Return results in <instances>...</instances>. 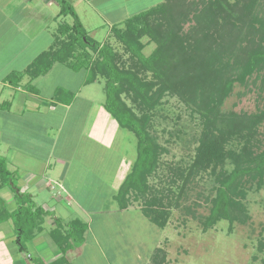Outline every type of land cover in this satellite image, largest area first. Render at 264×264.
<instances>
[{
  "label": "trees",
  "instance_id": "16d2710c",
  "mask_svg": "<svg viewBox=\"0 0 264 264\" xmlns=\"http://www.w3.org/2000/svg\"><path fill=\"white\" fill-rule=\"evenodd\" d=\"M54 1L59 6L57 17L70 16L71 22H59L51 46L22 72H12L4 80L16 85L24 75L33 79L45 74L56 62L76 71L84 70L85 83L103 80V107L119 127L132 132L137 140V157L116 195L120 208L126 207L131 191L139 194L147 191V178L155 171L163 151L150 134L149 110L159 103L165 91L177 93L199 114L202 124L187 175L192 171H208L216 184L209 212L202 221L203 230L221 220L228 222L229 230L234 223L247 221L244 203L247 185L260 188L264 181V147L254 151L250 138L252 129L264 119V108L256 114L239 116L221 113L219 106L235 80L243 82L254 72L264 70V0H208L201 8L184 0H163L126 18L123 28L112 27L128 55L124 61L108 42H98L88 35L69 0ZM187 21L193 24L183 31ZM143 36L148 37L146 42L142 41ZM147 42L156 45L150 54L144 55L142 49ZM229 64L233 70L226 72ZM222 65L227 67L220 69ZM23 86L28 91H37L30 82ZM62 92L58 89L55 98ZM124 96L140 114L128 105ZM233 137L244 142L240 148L228 147ZM227 162L231 168H226ZM4 186L12 190L15 208L9 211L0 199V222L11 219L17 249L26 252V243L43 230L45 216L50 212L19 189L14 172L0 157V189ZM157 200L149 198L141 211L162 229L165 212L158 207L161 201ZM86 230L87 224L77 218L68 222L56 218L49 236L60 255L49 263L31 255L28 259L33 264H71L66 254L83 243ZM263 246L260 241L258 249ZM159 254L157 248L152 264H160Z\"/></svg>",
  "mask_w": 264,
  "mask_h": 264
},
{
  "label": "crops",
  "instance_id": "0c3cea01",
  "mask_svg": "<svg viewBox=\"0 0 264 264\" xmlns=\"http://www.w3.org/2000/svg\"><path fill=\"white\" fill-rule=\"evenodd\" d=\"M53 4L54 0H0V157L14 172L19 189L50 212L43 230L26 243V252H19L16 243V250L13 247L11 219L0 222V264H13L14 250L19 252L18 264H33L29 255L44 263L58 257L49 236L56 218L87 224L83 243L66 254L70 262L87 245L85 235L93 218L104 229L113 217L121 221L130 213L148 220L130 201L124 208L118 206L116 195L137 157V140L105 110L98 88L85 83L84 70L56 62L45 74L33 79L24 75L16 85L4 80L12 72H22L51 46L59 11L56 4V11L48 12ZM27 82L37 91L26 90ZM58 89L63 94L55 98ZM51 185L59 190L56 198L51 197L56 202L52 204L43 191H51ZM5 188L0 189V199L11 211L14 194H1Z\"/></svg>",
  "mask_w": 264,
  "mask_h": 264
},
{
  "label": "rangeland",
  "instance_id": "374dc122",
  "mask_svg": "<svg viewBox=\"0 0 264 264\" xmlns=\"http://www.w3.org/2000/svg\"><path fill=\"white\" fill-rule=\"evenodd\" d=\"M69 1L74 4V9L88 35L98 42H108L123 61L128 55L114 36L112 27L123 28L126 18L163 2V0ZM184 1L201 8L208 0ZM54 2L48 12L56 11L55 5L58 3ZM59 22L70 23L71 17H57V23ZM192 24L193 21L185 22L182 26L183 31H187ZM147 39V36L142 37L143 42ZM155 45L154 42H147L142 53L150 54ZM225 67L227 65H222L220 69ZM232 70L229 64L226 72ZM147 76L150 78V73ZM96 81L100 83L96 84ZM91 84L98 88L95 90L96 94L98 97L100 95V100L104 102L103 80H95ZM123 98L137 114H140L139 109L126 96ZM263 108L264 70L254 72L243 82L235 80L230 92L219 106L221 113L232 112L239 116L256 114ZM148 114L150 134L163 151L160 153L155 171L147 178V191L144 194L131 191L128 201L141 210L149 198L156 197L157 201H161L158 207L165 212L164 228H158L135 213L126 214V219L121 221L113 217L106 229L102 227L103 223L100 220L93 218L91 224L89 223L91 230L85 235L87 245L81 254H75L71 264H152V255L157 248L162 258L160 264H264V246L262 250L258 249L259 242L264 243V181L260 188L247 185L244 200L247 221L234 223L229 230L228 222L221 220L213 227L203 230L202 221L209 212L210 199L216 185L214 176L208 171H192L187 175L202 133L200 116L177 93L169 91L162 94L159 103L149 110ZM252 131L251 148L259 151L264 147V119ZM243 143L242 140L233 137L228 141V147L238 149ZM226 168H231L230 162H227ZM5 189L1 194L6 193L9 196V193H12L11 189L8 187ZM43 191L47 202L54 203L51 197L56 198L58 194L56 185L51 191L45 188ZM9 225L13 227L11 223ZM13 244L16 250L15 242ZM15 250L11 253L13 264H18L15 255L19 252ZM149 252L150 256L144 261Z\"/></svg>",
  "mask_w": 264,
  "mask_h": 264
}]
</instances>
